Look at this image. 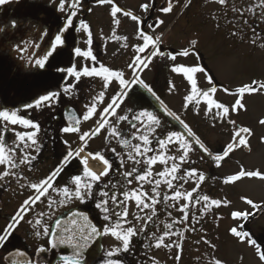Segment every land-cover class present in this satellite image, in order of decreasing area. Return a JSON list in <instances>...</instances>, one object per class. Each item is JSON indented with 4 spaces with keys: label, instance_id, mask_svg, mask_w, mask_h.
Here are the masks:
<instances>
[{
    "label": "snow or ice",
    "instance_id": "obj_1",
    "mask_svg": "<svg viewBox=\"0 0 264 264\" xmlns=\"http://www.w3.org/2000/svg\"><path fill=\"white\" fill-rule=\"evenodd\" d=\"M11 2V0H0V5ZM221 6L229 4L230 0H214ZM83 0H59L57 10L65 13V24L61 30H58L54 37H49L48 32L42 33L43 37H48L46 50L38 57L34 56V64L38 69H45L50 61L58 54V50L62 49L66 43L67 37L71 29L76 25L74 20L81 8ZM98 6H108L109 17L111 21V32L107 39L119 41L120 48L127 49L129 47V36L118 34L123 18H128L134 22V37L138 43L132 45L134 55L127 65L128 76L125 70L112 68L100 62L93 52V31L85 20L79 21L78 31H83L85 39L84 49L76 47L74 53L85 61L79 67L75 64L72 67L60 68L56 71L65 73L72 82H65L61 91H50L40 95L34 105L28 104V108H51L58 104L61 95L73 97L77 94V85L82 78H99L102 82L101 90L92 97L89 103L84 105V111L77 113L75 109L65 114L67 120L66 126L61 128V132L65 134H78L79 147L73 148L72 145L65 140L67 152L63 159L48 175L40 179L38 182H31L25 177L21 171L22 166H27L28 170H32L33 161L41 150L42 145L38 139L41 126L38 121L21 115L19 110H0V181L6 178H14L20 183L21 188H29L33 194L25 199L11 222L0 231V248H3L16 229L25 221V216L39 203L46 204V210L41 211L34 219L27 220L34 231L36 238H45V245L37 246L35 257L45 253L48 248L56 249L58 247L71 249L70 255H62L59 264H87L88 253L91 252L94 243L103 237H110L115 242L105 251L106 259L103 264H124L119 257L131 251L132 239L140 232H146L148 224L157 216L155 206L162 200L172 201L169 207L175 208L181 213L178 218H172L170 223L165 224V231L157 235L155 232L151 234V239L155 240L154 245H146V247L154 246L156 248H175L177 254L175 259L179 261L183 253V239L188 231H195L194 227L188 225L189 213L196 206H200V215L203 217L213 208H227L232 205V201L227 198H212L208 194L200 191V186L207 179L202 171H198L194 167L185 168L184 165L194 163L191 161V153L195 150L194 146H198L199 150L207 154L217 166L225 158L229 157L235 150L247 148L251 151L249 138L254 135L253 129L248 126L239 125L235 119L230 118L231 113H239L247 111L244 102L246 95H264V79H253L250 83H242L235 89L229 87L218 88L214 82V77L206 73L205 67L200 64L186 65L176 63L178 57H188L196 52V46L199 41L195 38L189 41L188 46L183 47L175 53L165 52L162 50L163 35L156 34V28L165 23L163 19L157 17L154 24H148L147 29L143 27L145 21L141 15L134 13L132 10L125 8L119 4V0H95ZM192 4V0H165V6L158 9L164 14L173 13L177 5H181L187 9ZM261 6H264V0H260ZM67 6V11H65ZM155 6V0H147V2L139 5L143 13H150ZM90 10V9H89ZM232 11L243 17L246 11H254L253 9H240L235 6ZM243 23L248 24L247 20ZM219 27V25H217ZM12 27H16V22L12 23ZM3 29H0L2 32ZM233 36L237 32L232 33ZM251 43L256 44V39H252ZM264 48V44L260 45ZM33 47L37 53H41V42L34 41ZM106 47V45H105ZM17 45V51H20ZM157 57L172 61L171 72L185 78L188 88L183 97V107L188 109L192 107L197 115L200 114L201 105H203V114L210 118L213 126L217 122L227 123L231 125L230 141L226 144L224 150L220 154L213 153L200 136L186 123L176 112L170 110L164 103L157 92L143 78L142 74L151 65ZM204 74L207 81V87H202L199 83L197 74ZM115 82L117 90L105 103V95L109 86ZM142 87L151 97L160 105V111L168 117L174 119L181 126L183 131H168L163 135H156L157 129L162 127V121L159 116L151 110L141 108L134 111L132 108L126 107V103L130 102L136 93L133 92L134 86ZM169 90L173 91L176 85L169 82ZM223 91L227 96L235 97L233 103L221 101L217 98L216 93ZM143 99V97H139ZM103 105L101 108L100 106ZM125 106V107H122ZM123 113V114H120ZM94 120V127L87 131H82L80 125L82 122ZM115 117L113 121L112 118ZM127 122L130 129L134 131L130 138L120 130V124ZM259 125L264 127V118L258 120ZM8 125L20 126L22 131H14L15 139L9 143L6 140ZM107 131L106 143L116 140L117 143L126 150L127 160L134 165H140L143 162L144 167H132L131 170L122 173L127 183L130 185L132 181L138 182L139 186L131 191H124L118 194L116 185L109 180L104 185V190L99 192L100 199L95 203V207L100 211L104 224L98 226L86 213L69 209L66 216L57 215L60 207H67L69 203H84L88 199L93 198V189L102 180L109 175L112 164L106 157L105 151H92L89 148V142L100 136L102 132ZM138 143H133V141ZM174 146L179 155H169L171 147ZM130 149V150H129ZM110 151L116 153L115 148ZM19 154V155H18ZM120 156L119 153H116ZM151 154V155H150ZM79 160L81 171L71 177L70 183L62 186L57 184V180L74 160ZM90 161H96L103 165V170L97 173L89 167ZM121 166L125 160L120 156ZM159 163L162 170L153 172V167ZM244 178H258L264 180V171L260 169L248 170L243 165L240 170L234 174L227 175L223 178L225 185L235 184ZM191 181L195 184L191 190H185L184 185ZM152 185V194L150 195L144 190V184ZM161 184H165L169 194L161 197L158 191ZM51 192H56L59 199H53ZM195 194V195H194ZM245 204L250 206L254 211L232 210L230 216L234 221H247L249 217L254 216L257 211L264 212V204L256 203L253 199L246 196L240 198ZM183 201V203H180ZM129 202L134 203L135 207L140 210L143 215H136L135 221H141L140 229L129 217ZM111 204V207H110ZM150 210V214L145 212ZM171 217V213H168ZM218 217L217 219H222ZM199 223V220L196 221ZM177 224L185 225L180 231H175ZM229 232L232 237L236 238L241 244L255 250L261 262H264V247L257 243L252 234L246 230L244 223L230 227ZM176 236L177 240L173 243H166V239ZM204 243L215 249L216 245L210 240L205 239ZM8 264H34V260L24 250H17L15 256L9 253L4 257ZM243 260V257H240ZM35 264L40 261L35 260ZM153 264H159L153 258ZM209 264H225L219 258L210 260Z\"/></svg>",
    "mask_w": 264,
    "mask_h": 264
},
{
    "label": "rangeland",
    "instance_id": "obj_2",
    "mask_svg": "<svg viewBox=\"0 0 264 264\" xmlns=\"http://www.w3.org/2000/svg\"><path fill=\"white\" fill-rule=\"evenodd\" d=\"M31 1H34L35 9L44 8L45 10L43 14H38L36 17H33L31 21L25 17L29 16V11L23 12V20L16 24L19 30L20 25L25 26L22 28L20 36L27 30V26H33L32 31L29 33L32 34V39L34 41L47 40V37H43L42 33L45 32V26L50 25L52 21L47 10L51 7V0ZM242 1H245V4L240 5V9H253L254 0ZM144 2H147V0H119L120 5L129 8L134 13L147 19L148 14L143 13L139 8V5ZM183 3L184 0H181V5ZM230 4L231 2L229 5ZM23 5V7H25V4ZM181 5H177L173 13L167 14L164 17L165 23L163 24V28L156 33L163 35V44L161 45L163 51L171 52L173 50H180L188 46L186 43L188 44L191 39L195 38L199 41L196 49L202 53L206 64L205 67L212 74L211 76L214 77V82L217 84L218 88L229 87L235 89L242 83H250L253 79H264V48L260 46L264 44V6H261V17H259V19H261V32L258 34L256 44L253 45L251 43L252 39L255 38L252 37L253 34L250 33V30L246 29V24V26L243 25L245 33H243L241 38L242 43L237 47L233 44L237 39L227 37L224 34L220 33L221 37L218 39L210 38V30L214 27L220 31L223 28L228 29V27H232L235 24L230 21L235 20L234 18L231 19L232 16L226 17L225 19L219 16L222 14L218 11L221 9L220 6L217 4L213 6L206 4L204 0H192V4L187 9H184ZM12 7H16V5ZM9 8L10 6L7 3L3 5L2 9V11H4L1 18L5 23H3L4 21H0V24L7 25V28H5V31L2 33L3 37L0 36L3 39V41H0V58L4 61L5 58L9 57L8 60H11V69L16 66L19 71L21 69L29 70V68L25 67L29 65V63L24 59H20V51L13 48L14 45L17 44L16 40H18L19 33H14L10 28L12 23L14 21L17 23V21L16 17H8ZM94 11L99 27V40L107 41L109 40L107 37L111 32L109 8L106 5L99 6L96 7ZM214 14L218 15V18L217 21L213 23L211 21V15ZM227 15H231V13L229 12ZM244 15L245 17L243 19L247 18L246 20L253 22L254 16L249 14V11H246ZM147 23L150 24L151 21L147 19ZM242 24L243 23H241V25ZM217 25H219V27ZM134 28V23L127 19H123L118 34L129 36V47L127 49H122L120 48L121 42L116 41L119 42V44L114 48H108L106 54L102 57V63L112 68L125 70L126 76H128L127 65L134 55L132 45L138 43L134 37ZM214 40L215 43H213ZM8 41L10 43H8ZM179 41H182V44H179ZM226 42H228V44ZM41 45V53H37L32 46V53L34 56L38 57L46 50V43H41ZM22 49L23 48H21V50ZM26 51L29 53V49ZM69 57L71 58L67 61L70 62L78 59L74 53V48L69 49ZM195 59L196 57L187 60L177 59L176 63L186 65H195L198 63L201 65V62ZM172 64L173 62L167 58L161 59L157 57L153 60L152 65L143 72L142 78L153 87L170 110L176 112L189 124L193 131L200 136L213 153H222L226 144L230 141L231 125H228L226 122H217L215 126H213L210 118L203 114V105L200 106L201 111L199 115L195 113L192 107L188 109L183 107V97L186 94L188 84L185 78L171 72ZM75 65L79 67L81 65L80 61H76ZM206 73L208 74L207 71ZM197 75L200 85L202 87H207L208 85L207 81L204 79V74L201 73ZM128 78H130V76H128ZM170 81L176 85L173 91L169 90ZM91 85L96 88L90 92L85 91V93L89 94V96L86 97V104L101 90L102 82L97 78ZM85 87L89 88L87 85H85ZM116 90L117 85L113 82L107 89L105 103L115 94ZM133 92L136 93V95L130 102L126 103V107L132 108L134 111L137 109L140 110L141 108L154 111L162 121V127L158 129L161 135L172 130L183 131L178 122L160 111L158 102L142 87L138 85L134 86ZM10 94L11 93L8 92L5 96L7 105L13 102V97ZM141 96L143 99H139ZM216 96L218 99L228 104L233 103L235 100V97L227 96L223 91H218ZM2 99L0 100L2 101ZM244 102L247 111H240L238 114L231 113L230 118L235 119L239 125L248 126L253 129L254 135L249 138L251 151L249 152L247 148L235 150L229 157L221 162L220 166H217L207 154L199 150L198 146H194L195 150L191 153V161L194 163L184 165L185 168L194 167L199 171V165L203 162H208L207 168L202 171L205 173L207 179L200 186V191L204 194H208L212 198H227L233 202L232 205L227 208H213L203 217L200 215V206L193 208L190 212L191 214L189 213V219L192 224L188 221V225L194 227L195 231H188L185 233L181 259L179 261L175 259L177 254L176 249L173 251L168 248H156L151 246L147 258H144L148 264H153V258H155L159 264H209L210 260L214 258L223 260L225 264H264V262L259 260L253 248L246 244L239 243L229 232L230 227L236 226L239 223H244L246 230L252 234L258 244L264 247L262 244V238L264 237V212L257 211L255 215L249 217L247 221H234L230 216L232 210L254 211L240 199L242 196L251 198L256 203L264 204V180L258 178H244L235 184L225 185L223 183V178L238 172L241 165L248 170L260 169L264 171V127L258 123L259 119L264 118V95H246ZM99 140H102V138ZM103 142L104 141H101L96 144V140H93L91 145L93 146L96 144L94 148L100 149L103 146ZM135 143L136 142H134V144ZM112 147H114L113 143L106 148L111 149ZM173 149L175 155H179L174 146ZM169 155H173L171 150ZM2 170L3 168L0 167V171ZM192 186H195V184L189 181L187 185H184V188L185 190H191L193 188ZM32 194L33 192L31 189L25 188L21 194H18L17 202L15 201L16 197L12 198L13 204L15 205L14 207L8 206L6 202H8L9 198L7 194L5 195L3 198L5 206H3V210L1 209L0 212V231L11 222L21 203ZM181 203H183V201H181ZM34 210L35 208L28 214H32ZM28 214L25 216V225H28L26 222L29 217ZM218 217L223 218L217 219ZM197 220H199V223L196 222ZM184 227L185 225H181L182 229ZM205 239L215 244L216 248L213 249L205 244ZM165 242L172 243V239H166ZM112 243L114 244L115 242L112 241ZM151 245H153V241ZM241 256L243 260L240 259Z\"/></svg>",
    "mask_w": 264,
    "mask_h": 264
},
{
    "label": "flooded vegetation",
    "instance_id": "obj_3",
    "mask_svg": "<svg viewBox=\"0 0 264 264\" xmlns=\"http://www.w3.org/2000/svg\"><path fill=\"white\" fill-rule=\"evenodd\" d=\"M206 4L209 5H218L221 7L218 11L222 14L219 16L222 19H225L226 17L232 16L230 20L231 22L235 23L232 27L223 28L222 30H217L215 27L210 30V38H220L221 34L226 35L227 37H232L237 40L233 42L234 46L239 47L242 43V35L245 33V30L243 28V25L246 26L243 23V17L239 16L236 12L232 11V7L235 6L239 8L240 5L245 4V1L242 0H231V4L226 6H221L218 3H215L214 0H204ZM249 1V0H247ZM229 2V3H230ZM25 4V7H23ZM51 7L48 10L49 15L52 18L51 24L48 26H45V32H48L49 37H54L55 34H57L58 30L62 29V26L65 24V13L60 12L57 10V6L59 4V0H51ZM10 8L8 9V17L13 18L16 17V21L18 24L23 20L24 14L23 12L29 11V16L27 17L30 21L33 17H36L38 14H43L44 8H34V1L31 0H11V2L8 3ZM13 5H16V7H12ZM165 6V0H155V6L154 9L148 13L147 19L151 21L150 24H154L157 17L164 20V17L167 14L161 13L158 11L159 8ZM93 7V8H92ZM96 7H99L96 5L95 0H83V3L81 5L80 10L77 13V16L74 20V23L76 25L75 28L71 29L70 34L67 37L66 43L64 47L60 50H58V54L55 55V57L50 61L49 65L45 69H38L35 64L34 60L32 59L34 57L33 51V43L34 40L32 39V34H29L32 31L33 26H27V30L24 31L23 35L20 36V32L22 28L25 26L20 25V30L18 28V25L16 27L10 26L12 31L15 33H19L18 40H16L17 44L14 45V49H17V45H19V48H23L20 50V59L26 60L29 65H26L25 67L29 68V70L21 69L19 71L18 67L14 66L12 69L10 68V61L8 58L3 59L0 58V110L8 109V110H19V113L21 115H25L28 118H31L35 121H38L41 126V131L39 133L38 139L40 141V144L42 145L41 150L38 154L33 153L34 155H37L36 160L33 161L32 170L29 171L27 166H22L21 171L25 177L28 178L31 182H38L40 179L48 175L55 167L58 166V164L63 159L65 153L67 152V146L65 145L64 141L67 140L73 148L79 147V137L78 134H65L61 132V128L66 126L68 123L65 114L71 112V110L75 109L77 113H82L84 111V105L86 104V97L89 96V94L85 93V91H91L94 90L96 87L92 86L91 83L95 82L96 79L91 78H82L79 84L77 85V94L73 97H69L66 95H61L60 101L58 104L54 105L51 108H40L37 109L35 107L28 108V104L35 103V100L40 96L45 94L46 92L50 91H61L65 82H72L71 79L62 72L56 71L57 67L60 68H67L72 67L76 61H80V64L85 63L82 58L77 57L78 59L73 60L72 62L67 61L69 58V49L70 48H76L80 47L84 49L86 45L84 44V33L83 31H78L79 28V21L85 20L91 27L94 37H93V45L92 49L94 54L96 55L97 59L102 62V57L106 54V51L108 48H114L119 42L107 40V41H101L99 40V31H98V25L97 20L95 18V11L94 9ZM254 11H249V14L254 16L253 22H249L246 26V29L250 30V33H252V37L257 39L258 34L260 31V22L261 19V4L260 0H254V6H252ZM3 5H0V21H4L1 17L3 15ZM90 9V10H89ZM129 9V8H128ZM67 6L65 11H67ZM231 13V15H227V13ZM212 19L211 21L214 23L217 21L218 15L214 14L211 15ZM61 18V19H60ZM128 21L132 22L128 18ZM147 19L144 18V25L143 27L145 30L151 31L147 29ZM5 23V21L3 22ZM134 23V22H132ZM241 23H243L241 25ZM0 24V29H3L5 31V28H7V25ZM163 28V25H161L159 28H156V33H158L159 30ZM2 32H0V36H2ZM213 32V33H212ZM237 32V35L233 36L232 33ZM221 33V34H220ZM0 37V41H3V39ZM41 43H46V46L48 44V37L47 40H41ZM8 43H10L8 41ZM215 43V40L214 42ZM228 44V42H226ZM130 44V43H129ZM179 44H182V41H179ZM189 44V43H188ZM186 43V45H188ZM106 45V47H105ZM119 47V46H118ZM29 49V53H27L26 50ZM178 50L171 51L172 53L177 52ZM32 53V56H31ZM28 55V57H27ZM196 57V61L201 62V66L205 67V60L203 59V55L199 50H196V52L193 55H190L188 57H178L177 59L187 60L192 59ZM205 70L208 72V74L212 75L209 70L205 67ZM3 85V86H2ZM85 85H87L89 88H86ZM2 86V87H1ZM10 92L11 96L13 97L12 104H6L5 96L6 93ZM9 97V96H8ZM3 102V103H2ZM100 107H103L101 105ZM137 109L136 111H138ZM123 114V113H120ZM94 120L95 117L92 120L82 122L80 125V128L82 131H87L89 128L94 127ZM112 120H115V117L112 118ZM83 127V128H82ZM87 127V128H85ZM120 130L125 133L127 137L130 138L131 133L134 131L133 129H130L127 125V122H123L120 124ZM85 128V129H84ZM20 126H16L13 130L12 125H8V132L6 135V140L11 143L14 139V131H22ZM156 135H161L159 133V130L157 129ZM106 136L107 131L102 132L100 136L93 140H99L102 138L103 146L100 149L94 148L91 145V142H89V148L92 151L97 150H103L105 151L106 157L109 159V161L112 164L111 171L108 176L102 178V180L97 184V186L93 189L94 196L93 198L88 199L84 203L79 202H73L69 203L67 207H60L57 211V215L60 216H66L69 214V209L79 210L87 215L93 220L94 223H97L98 226H102L104 224V221L102 219V215L100 211L95 207V203L100 199L99 192L104 190V185L109 180L112 182V184H115L116 191L118 194H121L124 191H131L132 189L138 188L139 184L137 181L133 180L132 184H128L127 180L122 175L123 172L131 170L132 167H140L143 168L144 164L141 162L140 165H134L131 161L127 160V156L125 154L126 150L123 149L116 140H112L111 143H113L114 147L116 149V153H119L120 156L124 157L125 163L123 166H121L120 162V156H118L116 153H113L110 151V149H107L106 147L110 146L111 143H106ZM138 141H133V143ZM130 150V149H129ZM171 151L173 152V155H175V151L173 149V146L171 148ZM19 155V154H18ZM151 155V154H150ZM93 163H99L96 161H90ZM101 164V163H99ZM208 165V162H203L201 165H199V171H203V169H206ZM95 171V169H93ZM162 170V165L157 163L152 171L155 173L157 171ZM81 171V164L80 161L74 160L67 168H65L64 172L61 174L59 179L57 180V184L62 186L66 183H70L71 177L79 174ZM97 172V171H96ZM99 173V172H97ZM20 183H24V181L17 182L14 178H6L4 181H0V212L1 209L3 210L4 201L3 198L5 195H8V206L14 207L13 199L15 198V201L17 202L18 194H21L25 188L20 187ZM187 185V184H186ZM195 187V186H192ZM144 190L147 191L150 195L152 194V185L144 184ZM158 191L161 193V197H163L166 193H169L167 186L165 184H161ZM12 195V197H11ZM51 196L53 199H59L60 197L57 196L56 192H51ZM172 203V201L168 200H162L161 203L157 204L155 206L157 216L153 218L152 222L148 224V229L146 232H140L137 236H135L132 239L131 244V251L128 253L122 254L119 259L124 262V264H148L144 258H147L149 254V250L151 246L146 247V245H150L153 241V245L155 240L151 239V234L155 232L157 235L162 234L165 229V224L170 223L172 218H178L181 216V213L177 211L175 208L169 207V205ZM181 203V202H180ZM111 207V204H110ZM35 210L32 212V214H28L29 217L27 220L34 219L41 211L46 210V204L45 203H39L36 205ZM148 214H150V210H145ZM168 213H171V217H169ZM191 214V213H190ZM136 215H143V213L140 212L139 209H137L134 205V203L129 202V217L128 219L135 224L137 229H140L142 222L141 221H135L134 217ZM1 218V216H0ZM26 220V221H27ZM24 222L21 223V225L16 229V231L12 234V236L9 238L7 244L0 248V264H7L4 257L8 256L9 253H13L17 250H24L26 251L30 257L35 260L34 253L36 252L37 246L45 245L46 239L45 238H36L33 235V227L28 224L25 225ZM189 223H191L189 219ZM192 224V223H191ZM20 230V231H19ZM175 231L182 230L181 225L177 224L175 226ZM19 231V232H18ZM21 233V234H20ZM172 243L177 240L176 236H172ZM112 238L110 237H103L101 238V251L98 259L94 261L91 264H103V260L106 259L104 253L109 249L110 246L113 245ZM262 244L264 245V237L262 238ZM171 250H175V248H171ZM177 251V249H176ZM141 257V258H140Z\"/></svg>",
    "mask_w": 264,
    "mask_h": 264
},
{
    "label": "water",
    "instance_id": "obj_4",
    "mask_svg": "<svg viewBox=\"0 0 264 264\" xmlns=\"http://www.w3.org/2000/svg\"><path fill=\"white\" fill-rule=\"evenodd\" d=\"M100 240H101V238L98 239L94 243L91 252L88 253L87 264L92 263L93 261H95L99 257V254L101 251ZM15 253H16V251L12 253L13 256H15ZM70 254H71V249H64L61 247H58L56 249H51L49 247L45 253L40 254V256H38V257H35V260L38 259L40 261V264H57V263H59L60 257L62 255H70ZM35 260H34V264H35ZM6 262L8 264L7 260H6Z\"/></svg>",
    "mask_w": 264,
    "mask_h": 264
},
{
    "label": "bare ground",
    "instance_id": "obj_5",
    "mask_svg": "<svg viewBox=\"0 0 264 264\" xmlns=\"http://www.w3.org/2000/svg\"><path fill=\"white\" fill-rule=\"evenodd\" d=\"M89 167L92 168V169H97L99 171L103 170V166L101 164H99V163L90 162L89 163Z\"/></svg>",
    "mask_w": 264,
    "mask_h": 264
}]
</instances>
